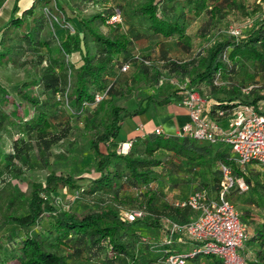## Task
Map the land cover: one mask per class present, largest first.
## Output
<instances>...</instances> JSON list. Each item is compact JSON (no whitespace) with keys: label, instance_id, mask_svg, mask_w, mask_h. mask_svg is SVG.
<instances>
[{"label":"trees","instance_id":"1","mask_svg":"<svg viewBox=\"0 0 264 264\" xmlns=\"http://www.w3.org/2000/svg\"><path fill=\"white\" fill-rule=\"evenodd\" d=\"M54 3L56 12L51 11L52 15L68 22L65 24L68 32L61 40L56 39L51 22L42 13L33 17L35 22L30 30L28 23L31 22L33 4L24 8L22 14L15 15L17 0H11L12 5L0 12V47L6 48L0 50V61L10 59L16 64L22 53L31 51L30 59L22 62L29 61L33 71L29 80L18 84L15 95L0 82V132L13 127L21 134L13 140L9 151L0 152V183L34 169L33 155L43 164L38 166L46 168L43 179L27 175V189L14 186L0 204V264H74L76 261H86V264L90 261L95 264H162L163 254L153 245L156 239L145 236L144 240L138 230L140 224L157 226L159 223L162 229L158 217L164 215L150 217L148 207L157 211L162 208L168 212L167 216L179 221L194 217L195 211L189 206L174 205L173 200L163 199L164 196L162 200L157 199L159 189L141 187L159 175L164 177L163 173L165 178L169 177L170 165L179 167L181 158L185 167L189 165L191 170L194 169V175L207 176V180L199 182L210 181L209 175L213 172L212 192L221 178L220 162L231 164L233 174L242 176L249 188L244 192L231 191L230 199L237 192L242 195L251 190L252 196H244V202H256L262 208L256 214L258 218H254L255 214L248 208L242 210L254 220L258 219L246 241L263 246L264 196L261 195L264 180L259 179L257 172L241 168L230 159V152L223 143H216L214 147V143H201L188 136L150 132L133 138L125 152L111 144L124 118L144 112L147 101L167 103L171 95L175 99L184 96L183 91H177L171 84L158 83L159 76H164L165 71L181 74L188 80V87L214 98L212 114L219 107H228L231 100L256 103L264 98V93L260 92L264 90L262 84L251 82L258 83V87L246 92L243 85L235 81L239 69L253 68L264 62V14L244 28L238 37L226 32L187 58L164 57L161 60L164 63L158 65L139 52L131 51V36L118 21H109L116 9L105 6L81 15L77 23L71 17L64 18L62 5L57 0ZM235 7L241 9L243 6L238 0H128L125 13L132 18L131 23L133 17L142 18L153 35L168 38L175 34L185 36V9L196 16L207 13V19L200 27L204 33L212 19L221 20ZM118 10L121 12L120 8ZM184 45L189 46L186 42ZM225 47H228V63L220 57ZM73 53H77L78 63L69 57ZM136 53L150 59L151 63L135 57ZM132 61L135 62L133 69L123 80L117 81L118 73L126 71L120 66L128 63L130 68ZM218 70L221 77L229 81L227 84L214 83ZM154 86L162 96L160 99L156 101L153 94H147L145 104L140 101L133 109L127 107L126 100ZM104 90L105 96L94 102V94ZM250 92L256 93L247 98ZM63 101L70 103V112L61 116L59 107L62 106L59 105ZM71 119L75 120L74 124ZM74 132L85 138L93 150L94 161L86 169L95 171V175L57 172L54 169L57 158L52 161L48 158L51 147ZM159 149L172 151L175 157L165 161L156 154ZM83 178L86 184L79 182ZM65 187L82 198L95 193L101 196L90 205H58L55 193ZM129 188L139 189L136 196L146 198V204L125 208L145 207L147 210L144 217L132 221L123 217L117 204L119 199H126L125 195L130 196L122 191ZM156 199L162 204L158 205ZM9 225L17 227L16 233H4ZM33 225L37 229L31 230ZM242 250L247 264H264L261 250H256L252 257L247 256L244 247Z\"/></svg>","mask_w":264,"mask_h":264},{"label":"rangeland","instance_id":"2","mask_svg":"<svg viewBox=\"0 0 264 264\" xmlns=\"http://www.w3.org/2000/svg\"><path fill=\"white\" fill-rule=\"evenodd\" d=\"M10 2L11 0H0V12L2 8L7 6L10 7L12 5H10ZM57 2L59 5H62L65 11L64 18L71 17L73 21L77 23L81 15L99 10L105 6H110L112 10L120 8V19L113 20L112 22L118 21L117 23L121 25V28L123 30H126L127 33L131 36V51L135 50L139 52L144 57L150 58L153 62H157L158 65L164 63L163 61H161L164 60V57L177 60L187 58L193 53H195L197 50L206 48L216 36L223 35L224 33H226L229 26L239 25L242 28H248L252 21L258 19L259 17H262L264 14V0H238V2H240L243 6L241 9H239L238 7L231 9L230 11H228L226 16L219 21L216 19H212L210 26H208V29L204 33H201L203 29H200V27L203 21L207 19V13L203 12L199 16H196L193 15L190 10L185 9V19L183 20V29L185 32V36L181 37L175 34L172 37L165 38L163 36L153 35L149 30H147V23L142 18L133 17L132 23L130 22V19L132 18L128 17L125 13L126 6L128 5V0H101L98 2L96 0H57ZM31 4H33L34 7L33 11L31 12V22L28 23L30 30L33 28L35 22V18L33 17H36L38 14L40 15L42 13V15L44 14V17L49 22H51L56 39H63L68 32V28L65 26V24H67L68 22L67 20L62 19L63 17H59L58 19H56L55 16L52 15L53 13H51V11L54 13L56 12V5L54 3V0H17V8L15 15L22 14L24 8L28 7ZM103 28L106 29L107 26H103ZM185 42L189 44L188 47L184 45ZM2 49L3 48L0 47V50ZM3 50H6V48H4ZM31 55V51H27V53H22L18 59V63L16 64L11 63L10 59H3L2 61H0V82L3 83L8 88V90L14 95L18 84L21 83L23 80H29L31 76H33V71L30 68V62H22L26 59L29 60ZM69 57L71 58V60L77 63L80 60L77 53H73ZM134 64L135 62L132 61L130 63V68H128L125 72H119L116 78L117 81L123 80L133 69ZM164 74L165 75L161 81L162 85H164L165 83L171 84L177 89V91H183L184 88L187 87L188 80L184 78L181 74H172L168 73L167 71H165ZM235 76L237 78L235 79V81L240 85L242 84V87H244L245 84L247 85L251 82H258L264 86V62L258 63L253 68H241L238 70ZM144 91L146 94H158L156 87L145 89ZM260 92L264 93V90ZM255 93L256 92L247 93L246 97H253ZM171 100L172 99H170V101ZM59 106H62L59 107V113L61 116H63L67 112H70L69 102L63 101L62 105ZM79 118H82V115ZM71 122L73 123L75 122V120L71 119ZM20 136L21 134L15 132V129L13 127H8V129L4 130L3 132H0V152L9 151L11 149L13 140L15 138H19ZM200 142L202 143L203 141ZM216 145L217 144H214L213 146L215 147ZM223 145H225L228 150L230 149V145L228 143ZM156 154L161 156L162 159L165 161L166 158L170 159L171 157H175L172 151H165L162 149H159ZM48 158L50 161H52L53 158H57V162H54V169L57 172H71L75 175L82 174L83 176H91L96 174L95 171H87L86 169V166L88 164L93 163L94 161L93 150L89 147L86 139L81 137L80 135H77L76 132H74L73 134L71 133L69 138H64L60 142L53 145L51 147ZM176 160L178 163V158ZM183 160L184 159L181 158V162H179L178 164H180V172H183L184 176L182 178H174L173 176L169 175V178L172 177L174 179L180 180L179 183L182 186L184 184V190L185 186L189 184H187V182L191 181V178L194 176L195 172L193 171L194 169L191 170L192 168L190 169L188 167L189 165H186L185 167V161L183 162ZM31 163L34 165V169L29 171L27 174L23 173L19 175L16 179L12 178L10 179V181L8 180L4 183H0V204L3 203V198L8 194L9 191L14 188V186L19 189L21 188L22 190L27 189V184L25 180L27 175L28 177L34 179L44 178L46 168L38 166H43L42 162L38 159V157H34L33 155L31 157ZM201 168H203V166ZM201 168L199 167V170ZM245 168H250V170L257 172L259 179L264 180V165L249 163L245 166ZM217 172L216 174L219 175L218 168ZM162 175H164V177L161 175L158 176V179H161L162 183L158 182L157 184L155 181L146 186H142L141 189H147V187L152 186L155 189H159L157 190L156 194L158 195L157 199L162 200L164 195H167L169 196L167 198H170L171 194L173 193L163 190L162 186L168 184H166V174L163 173ZM209 176L210 181H202L197 183V181L195 180L193 183L191 182L192 189L198 188L199 186H205L206 188H208V190L210 189L209 192L212 191L214 189L213 178H211V176H213V172L212 175ZM84 178L80 179L79 182H81L82 184H86V180ZM185 178H187V180ZM137 190L139 189L129 188L126 190H122L130 196L125 195L126 199H119L117 201V204H119V206L121 207V211L128 206L145 203V197L136 196ZM176 192H178L177 189ZM97 194L98 193H95L93 195L91 194L89 196L85 195V198H82L69 187H65L55 193L56 200L59 203L58 205H63L66 207L70 205L76 206L77 204L90 205L91 203H93V200H97L96 197L101 196H97ZM244 196L247 198L251 197V190L242 195L241 193L237 192L231 196V199L236 204L240 212L241 219L246 225V230L249 238L251 235L252 227L258 219L254 220L251 217L252 215L242 210L244 208H248L251 212L255 214L254 218H258L256 214H258L262 210V208L257 205L256 202L250 204L244 202ZM261 196H264V193H262ZM156 203L158 205L162 204L161 201H157ZM148 209L150 211V217H154L157 214L168 215V212L166 210H163L162 208L160 211L151 209L149 207ZM158 219L160 222L161 217H158ZM159 226L160 223L157 226H153L151 224H140L138 230L141 232L142 236H147L156 239L157 241V237H162L163 233L162 229ZM16 228L17 227H15L14 225H9L3 231L4 233L9 232L14 234L16 233ZM30 228L31 230L37 229L34 225ZM19 234H22V232H20ZM167 247L172 251H185V249L182 248L181 245L175 243L168 244ZM244 249L247 256L249 255V257H252L253 253H255L256 250H261L262 252H264V245L258 246L255 243H249L248 241H246ZM153 250L155 251L156 249ZM241 252L244 253L243 250H241ZM204 258L211 264V261L207 258V256H204ZM212 261L214 260L212 259ZM74 264H86V261H76ZM87 264H95V261H90Z\"/></svg>","mask_w":264,"mask_h":264},{"label":"built area","instance_id":"3","mask_svg":"<svg viewBox=\"0 0 264 264\" xmlns=\"http://www.w3.org/2000/svg\"><path fill=\"white\" fill-rule=\"evenodd\" d=\"M120 11L116 9L109 21L119 20ZM239 25H231L227 33L234 37L242 34ZM228 47H225L220 57L228 61ZM135 57L151 63L140 54ZM228 63V62H227ZM128 63L120 66L127 70ZM163 75L159 76L161 84ZM229 81L221 77L220 70L214 76V83L227 84ZM258 87V83L247 84L242 87L248 91ZM184 96L178 99L186 113L187 120L180 124L174 134L188 136L209 143H228L230 145V159L244 168L249 163L264 165V98L256 103L242 102L238 99L231 100L228 107H219L214 114L211 105L215 103L212 97H206L197 89L185 87ZM106 90L94 94V102L105 96ZM155 134H162L161 126H155ZM133 139L125 140L118 145L117 150L125 152L129 149ZM221 178L218 187L209 192L207 188H195L186 196L173 200L177 206H189L195 211V216L179 221L167 215L161 217L162 237L153 243L154 247L162 252V264H247L245 254L241 252L245 245L248 233L246 225L240 217V212L235 203L230 199V192L247 191L249 185L242 176H235L229 163L220 162ZM123 217L129 221L144 217L147 213L145 207H131L121 211ZM176 236L192 242L186 251H172L167 245L172 244ZM142 239H146L142 236ZM205 259V260H204ZM212 259L214 261H212Z\"/></svg>","mask_w":264,"mask_h":264},{"label":"crops","instance_id":"4","mask_svg":"<svg viewBox=\"0 0 264 264\" xmlns=\"http://www.w3.org/2000/svg\"><path fill=\"white\" fill-rule=\"evenodd\" d=\"M156 90L158 93L157 87ZM145 95L147 94L145 93L144 90L137 92L136 97H130L128 100H126L125 103L127 107L129 109H133L138 105L140 101H142V103L145 104L146 103V100H144ZM153 95L156 101L162 97L160 94L159 95L153 94ZM170 99L172 100L171 101L169 100L167 103H157L155 101L149 100L146 103L147 105L144 112L125 117L121 123L118 134L115 137L111 146L117 148L118 145L124 142L125 140H128L130 138L133 139L137 136H143L147 133L153 132L155 126H161L165 133H175L178 126L182 124L185 120H187V113L181 105L177 104L178 99H175L173 95L170 96ZM223 144L222 146L225 147V145ZM228 151L230 152V154H232L230 149ZM168 171L170 173L169 175L173 176L174 178L175 177L182 178L184 176L183 172L182 173L180 172V167H177L176 165H170V170ZM174 178L166 177V184L168 185H164L162 186V188L163 190H166L173 194H171L170 198H167L169 196L164 195L163 199L175 200L177 198L184 197L193 190L192 183L195 180L197 181V183L201 180H207V176L194 175L191 178V181L187 182V184L188 183L189 184L185 186V189L183 190L184 184L182 186L179 183L180 180ZM185 179L187 180V178ZM155 181L157 184L158 182L162 183L161 179L158 178L153 180L151 183ZM176 189L178 190V192H176ZM173 243L181 245L182 248L185 249V251L190 249L191 246L193 245L191 241L183 238L182 236H176Z\"/></svg>","mask_w":264,"mask_h":264}]
</instances>
